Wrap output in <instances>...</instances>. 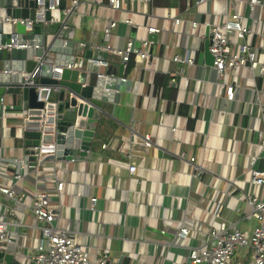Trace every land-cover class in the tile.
Returning a JSON list of instances; mask_svg holds the SVG:
<instances>
[{
	"label": "crops",
	"instance_id": "obj_1",
	"mask_svg": "<svg viewBox=\"0 0 264 264\" xmlns=\"http://www.w3.org/2000/svg\"><path fill=\"white\" fill-rule=\"evenodd\" d=\"M195 1L118 0L111 7L108 0H87L74 10L68 27L75 28V39L85 49L106 51L103 31L109 20L118 22L109 41L113 47L123 49L132 39L145 50L142 41L152 40L145 58L132 55L127 62L129 91L113 92L117 104L104 103L109 115H102L85 160H49L37 172L18 168L27 104L21 94L0 95V185H12L17 194L15 200L0 192V219L15 223L9 225L17 237L9 252L22 262L29 264L38 252L41 235L31 212L36 188L59 203L55 225L71 231L90 260L106 252L109 264H194L189 249L203 245L207 231L222 221L253 233L258 221L246 196L264 198V189L248 182L252 167L264 169V76L238 69L218 77L205 57V24L223 22L233 9L226 0ZM7 2L0 0V17L7 15ZM65 5L71 7L72 0ZM238 9L259 31L254 45L264 51V5L252 14L243 2ZM149 27L158 31L150 34ZM185 50L193 64L173 60ZM98 61L105 75L106 65ZM107 62L118 68L122 58L108 51ZM230 83L238 85L235 100L226 98ZM147 134L153 141L149 149L143 147ZM178 153L196 157L204 173L195 177ZM130 164L136 166L133 173ZM19 172L22 179H13ZM58 181L64 183L60 195ZM182 224L192 227L184 238L176 236ZM252 259L251 249L242 247L230 264Z\"/></svg>",
	"mask_w": 264,
	"mask_h": 264
},
{
	"label": "built area",
	"instance_id": "obj_2",
	"mask_svg": "<svg viewBox=\"0 0 264 264\" xmlns=\"http://www.w3.org/2000/svg\"><path fill=\"white\" fill-rule=\"evenodd\" d=\"M64 0H36L37 7L33 17L30 19L17 18L9 15L0 17V22L5 26H11L16 23L26 24L29 29L35 23H40L45 20V12L53 11L57 9ZM98 1V0H95ZM149 1V0H144ZM208 0H196V4L200 5ZM229 7L233 9V12L221 23H206L205 26L208 29V35L210 38V52L213 56V67L219 78H225L228 71H236L238 69H250L258 76H264V51H260L254 45V36L259 34V31L253 29L249 23V17L245 13H242L238 9L240 2L244 3V7L248 9L251 14L258 7L264 5V0H226ZM87 0H72V6L64 10L66 15L79 7V5L86 3ZM111 7H117L118 0H108ZM176 23L181 21L180 18L174 19ZM128 24H132V20L126 19ZM193 26L196 27L198 22L194 21ZM118 25L116 20H109L104 27V39L107 42L103 48L108 52L112 51L119 56L125 62L124 68L127 67V62L132 55H136L141 58H145L148 55L147 48L151 46L152 40L149 38L144 39L142 42L146 46L143 50L138 48L132 39L127 42V45L123 49H118L109 44V41L113 35V30ZM149 32H157V27H149ZM264 35V32H261ZM32 47L28 42L24 44L14 43L12 38L11 43L3 44L0 41V49H11L12 47ZM37 47V46H36ZM101 48V47H100ZM264 50V49H262ZM175 62L193 64L194 59L190 57L188 51H183L181 55L174 56ZM106 65L104 61H98ZM71 67V66H70ZM60 72L63 69H58ZM99 76H105L99 73ZM126 79V78H124ZM176 76L172 77L171 83H175ZM33 84V81L30 82ZM40 89H46V95L39 94L38 101H44L46 105L57 103L52 101L53 88L43 87ZM238 85L230 83L226 84V98L228 100H235ZM3 100V99H2ZM14 107L13 105L11 106ZM25 110L22 112L24 119L23 131L25 134L26 127L29 126L27 122H34L36 124L30 125L32 127H38V131L41 135L47 134L46 127L48 121L47 110H43L39 114V118L35 117V114H30V109L25 105ZM52 133L54 136L57 134L56 122L52 123ZM153 141L150 134H147L143 138V147L149 149L152 147ZM105 148L106 145H103ZM32 149L36 151L38 163L34 172H37L40 167L45 163L41 161L48 155L56 153L57 146L55 140L44 141L40 140L37 146H33ZM182 159L187 160L193 167L195 177H200L205 169L197 164L196 157H188L184 153H178ZM26 166L25 164H22ZM27 170V169H25ZM136 166L130 164V173L135 172ZM3 173L2 171L0 172ZM6 176V175H5ZM7 177V176H6ZM21 172L14 174L13 179H22ZM248 182L254 186H258L264 189V169L252 167L248 174ZM64 183L58 181L56 191H62ZM0 192L7 195L9 198L15 199L17 197L16 190L12 185H0ZM92 202H96V198L91 199ZM246 201L251 207V215L258 221L251 235L239 230L230 228L229 225L222 221L218 227H212L207 231V239L201 246L192 247L189 249V259L192 263H205V264H230L234 258L235 252L238 248H250L252 251L253 259L251 264H264V198L259 196L248 194ZM53 200V195L50 192L41 191L39 189L34 190L31 212L36 221V227L40 231V238L37 245L38 253L29 257V264H109L108 255L106 252L102 253L95 260H90L87 252L81 244H79L74 238L71 231L67 229H60L55 225L60 213L57 211L59 208L56 206ZM221 204H219L214 211V216H218ZM14 223V222H13ZM6 218L0 219V251L10 250V245L15 243L16 235L9 225L13 224ZM15 224V223H14ZM192 227L182 224L177 231L179 237H186Z\"/></svg>",
	"mask_w": 264,
	"mask_h": 264
},
{
	"label": "water",
	"instance_id": "obj_3",
	"mask_svg": "<svg viewBox=\"0 0 264 264\" xmlns=\"http://www.w3.org/2000/svg\"><path fill=\"white\" fill-rule=\"evenodd\" d=\"M7 1V15L24 19L34 16L36 0ZM65 8L64 0L57 9L46 11L45 20L33 24L31 29L19 22L11 26L0 22V41L3 44L11 43L13 38L15 44L28 42L32 46L0 49V95L21 94L30 114H35L33 118H39L43 110L49 114L47 124L50 125H47V134L43 136L38 127L30 126L36 123L27 122L24 156L22 161L16 162L18 168L24 163L30 171L35 170L38 160L32 147L37 146L41 139L55 140L57 146L56 153L46 156L42 163L49 160H85L92 150L102 115H109L104 103L117 104L119 98L113 92L129 91L130 81L124 79L125 62L122 60L118 68L112 67L107 62V51L85 49L75 39V28L68 27L73 12L62 17ZM209 47L208 35L205 57L213 65ZM97 60L106 62V78L99 76L101 66ZM54 65L61 66L63 71L60 72ZM48 86L53 88L55 94H52V101L57 106L38 101L39 94L44 96L47 93L46 89L39 88ZM105 87L112 89L111 92L107 93ZM54 122L57 125L55 136L48 132L53 130L51 124ZM2 263L26 264L8 251H0Z\"/></svg>",
	"mask_w": 264,
	"mask_h": 264
},
{
	"label": "rangeland",
	"instance_id": "obj_4",
	"mask_svg": "<svg viewBox=\"0 0 264 264\" xmlns=\"http://www.w3.org/2000/svg\"><path fill=\"white\" fill-rule=\"evenodd\" d=\"M38 252H36V254H37Z\"/></svg>",
	"mask_w": 264,
	"mask_h": 264
}]
</instances>
